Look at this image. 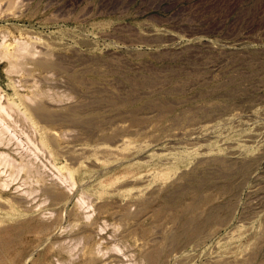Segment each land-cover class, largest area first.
<instances>
[{"label":"rangeland","instance_id":"1","mask_svg":"<svg viewBox=\"0 0 264 264\" xmlns=\"http://www.w3.org/2000/svg\"><path fill=\"white\" fill-rule=\"evenodd\" d=\"M0 57L26 264H264V0H0Z\"/></svg>","mask_w":264,"mask_h":264},{"label":"bare ground","instance_id":"2","mask_svg":"<svg viewBox=\"0 0 264 264\" xmlns=\"http://www.w3.org/2000/svg\"><path fill=\"white\" fill-rule=\"evenodd\" d=\"M9 3V2H8ZM7 3V4H8ZM22 42H18L16 45L13 46V48H10L8 46L4 47V50H3V54L2 55H7L6 57H10V58H16L18 57L19 54H22V53H19L17 55V51H24L25 49H27L26 45L28 43H22ZM33 44V43H32ZM2 45V44H1ZM29 45V44H28ZM2 47V46H1ZM13 49V50H12ZM28 50V49H27ZM29 52V51H28ZM30 53V52H29ZM33 53V52H32ZM24 54V53H23ZM31 54V53H30ZM1 55V56H2ZM3 57V56H2ZM8 57V58H9ZM1 58V57H0ZM13 58V59H14ZM14 64V63H13ZM1 95H0V113L2 114V112L4 114H6L8 116V111H7V108H9V110L12 108H10L11 106V103H10V106H9V102L7 104H5L2 100H1ZM7 99V98H6ZM8 101V100H7ZM12 105H15V104H12ZM42 105V104H40ZM15 107V106H14ZM19 108V107H18ZM11 111V110H10ZM23 111V110H22ZM23 113V112H22ZM40 113V112H38ZM41 114V113H40ZM11 117V116H10ZM0 119L3 120L5 119L3 115H0ZM5 121V120H3ZM3 121H0L1 123ZM7 123V122H6ZM5 124V123H4ZM9 124V123H8ZM3 125V124H2ZM1 126V125H0ZM8 126V125H7ZM6 126V127H7ZM5 127V128H6ZM4 128V130H5ZM9 129V127H8ZM0 131V139L2 138L1 136V133L5 132V131ZM48 131V130H47ZM53 135L51 137H53V139L55 138L54 135H56L54 132H51ZM50 137V138H51ZM9 139V138H8ZM6 153H4L5 155ZM1 155V153H0ZM3 155V156H4ZM1 157V156H0ZM8 155L6 157H2V159L0 158V163L1 164H4V165H7L9 163L12 162V160H10L11 162H9V160L7 159ZM8 166V165H7ZM12 166V165H11ZM23 166V165H22ZM5 167V166H4ZM25 167H29V165L25 166ZM20 168H23V167H20ZM60 169V168H59ZM11 170V169H10ZM9 170V171H10ZM18 171V170H17ZM22 171V170H21ZM27 171V170H26ZM30 171V170H29ZM31 173V172H30ZM69 173V171H68ZM13 175V173H10ZM29 174V173H28ZM37 174V173H36ZM61 174V173H60ZM15 176V175H14ZM18 176V175H17ZM40 176V175H39ZM42 176V175H41ZM40 176V177H41ZM68 177H70V175L68 174L67 175ZM72 177V176H71ZM70 177V178H71ZM65 178V177H64ZM63 178V179H64ZM11 179V178H10ZM37 179V178H36ZM41 179V178H40ZM67 179V178H66ZM64 179V181L66 180ZM69 179V178H68ZM15 180V178H14ZM73 180V178H72ZM11 181V180H10ZM87 181V180H86ZM73 182V181H72ZM71 182V179H70V183ZM6 182H4L5 184ZM2 184V185H4ZM7 184V183H6ZM73 185V184H72ZM45 186V185H44ZM70 187V185H69ZM28 192V191H27ZM34 192V191H33ZM30 193V192H29ZM49 196V195H48ZM81 198V197H80ZM96 200V199H95ZM93 222V221H92ZM123 223V222H122ZM124 224V223H123ZM29 225V222L28 221H18V220H15V219H11V216L9 218H7L6 216H4L1 212H0V264H26V261H25V255H24V251L21 249V243H22V240H23V236H24V228L27 227ZM126 226V225H125ZM121 227V226H120ZM80 237V236H79ZM81 238V237H80ZM25 239V238H24ZM73 240V239H72ZM154 240V239H153ZM25 241V240H24ZM48 241V240H47ZM142 241V240H141ZM116 242V241H115ZM145 243V242H144ZM143 243V244H144ZM57 244V243H56ZM100 244V243H99ZM141 244V243H140ZM23 245V244H22ZM142 245V244H141ZM102 246V245H101ZM100 246V247H101ZM106 246V245H105ZM114 246V245H113ZM76 247V246H75ZM110 247V246H109ZM104 248V247H103ZM102 248V249H103ZM143 248V246H142ZM86 249V248H85ZM101 249V250H102ZM111 249V247L109 248ZM83 250V249H82ZM96 250V249H95ZM112 250V249H111ZM93 252V251H92ZM91 252V253H92ZM85 253V251H84ZM103 253V252H102ZM32 254V253H31ZM94 254V252H93ZM92 255V254H91ZM100 255V254H99ZM106 255V254H105ZM104 255V256H105ZM30 256V255H29ZM101 257V256H100ZM72 258V256H71ZM28 260V258H27ZM108 261V260H107ZM87 263V262H86ZM57 264H61V263H57ZM99 264V263H98Z\"/></svg>","mask_w":264,"mask_h":264}]
</instances>
